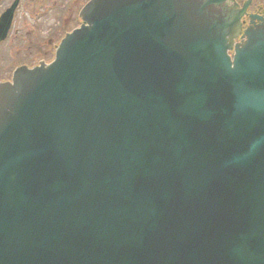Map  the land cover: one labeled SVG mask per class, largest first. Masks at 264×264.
Segmentation results:
<instances>
[{
    "label": "water",
    "instance_id": "1",
    "mask_svg": "<svg viewBox=\"0 0 264 264\" xmlns=\"http://www.w3.org/2000/svg\"><path fill=\"white\" fill-rule=\"evenodd\" d=\"M223 2L91 0L0 84V264H264V26L230 56Z\"/></svg>",
    "mask_w": 264,
    "mask_h": 264
},
{
    "label": "flooded vegetation",
    "instance_id": "2",
    "mask_svg": "<svg viewBox=\"0 0 264 264\" xmlns=\"http://www.w3.org/2000/svg\"><path fill=\"white\" fill-rule=\"evenodd\" d=\"M88 0H0V82L21 65L49 59L55 44L76 26ZM236 4V5H235ZM224 10L244 9L242 29L264 23V0H225Z\"/></svg>",
    "mask_w": 264,
    "mask_h": 264
}]
</instances>
